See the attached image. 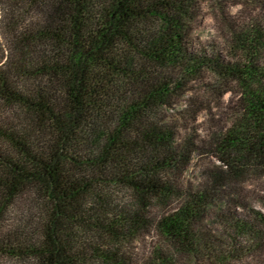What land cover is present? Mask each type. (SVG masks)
Segmentation results:
<instances>
[{
  "label": "trees",
  "instance_id": "trees-1",
  "mask_svg": "<svg viewBox=\"0 0 264 264\" xmlns=\"http://www.w3.org/2000/svg\"><path fill=\"white\" fill-rule=\"evenodd\" d=\"M199 11L0 0V264H264V27L196 45Z\"/></svg>",
  "mask_w": 264,
  "mask_h": 264
},
{
  "label": "rangeland",
  "instance_id": "rangeland-1",
  "mask_svg": "<svg viewBox=\"0 0 264 264\" xmlns=\"http://www.w3.org/2000/svg\"><path fill=\"white\" fill-rule=\"evenodd\" d=\"M198 4L200 17L193 34L196 45H205L204 42L223 44L224 38L232 29H244L253 23L264 27V0H198ZM191 96H194L193 104H197L195 93H192ZM231 99L232 95L227 93L217 103L214 102L211 114L203 111L198 115L196 126L198 128L197 135L200 138L205 137L211 128H216L215 125H222L226 115L221 111V107L228 105ZM222 117L223 119H221ZM174 118L176 122H180L176 117ZM218 121L222 122L218 123ZM247 188L255 206L263 210L264 178L252 180ZM150 242L151 238L145 237L137 244L139 256L148 252ZM249 262V264H263L262 260Z\"/></svg>",
  "mask_w": 264,
  "mask_h": 264
}]
</instances>
